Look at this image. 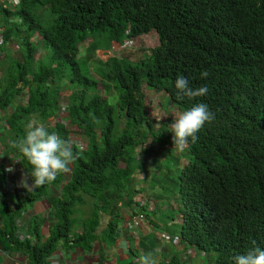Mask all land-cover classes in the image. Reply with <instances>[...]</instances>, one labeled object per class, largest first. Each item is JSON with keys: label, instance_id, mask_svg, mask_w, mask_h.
Here are the masks:
<instances>
[{"label": "trees", "instance_id": "16d2710c", "mask_svg": "<svg viewBox=\"0 0 264 264\" xmlns=\"http://www.w3.org/2000/svg\"><path fill=\"white\" fill-rule=\"evenodd\" d=\"M5 1L0 4L1 251L20 255L27 264H49L60 249L89 254L96 244H116L123 211L140 206L146 212L139 198L152 197L158 208L152 218L145 213L152 231L141 237V252H131L137 259L156 250V264H188L181 253L190 248L204 253L202 264H235L237 255L264 250V0ZM152 31L158 45L147 53L94 58L96 41L111 50L121 39ZM88 38L92 42L80 60L79 46ZM13 44L16 51L9 50ZM205 70L209 75L202 78ZM179 76L193 89L206 86L207 94L178 98ZM64 86L70 94L61 100ZM144 86L179 113L204 103L215 114L195 143L189 139L180 156L168 150L161 164L143 145L148 138L160 147L173 145V133L165 122L153 130ZM61 112L85 139L82 150L74 147L71 171L37 189L11 182L8 160L17 159L23 173L32 171L12 142L25 136L32 121L69 139ZM145 169L153 177L137 188L134 175ZM157 184L170 195L153 193ZM44 199L49 215H35L21 228L18 220ZM162 199L165 208L157 203ZM162 232L178 245L163 246Z\"/></svg>", "mask_w": 264, "mask_h": 264}, {"label": "rangeland", "instance_id": "374dc122", "mask_svg": "<svg viewBox=\"0 0 264 264\" xmlns=\"http://www.w3.org/2000/svg\"><path fill=\"white\" fill-rule=\"evenodd\" d=\"M6 1L5 0H0V4H4ZM11 2H13V5L17 4L18 1H13L11 0ZM1 14H3L1 12ZM1 34L4 38V34H3V29L2 27L0 28ZM34 41H38V36L35 37L33 39ZM92 42V38H88L87 41L84 44H81L79 46V53H78V59H84V57L86 56L85 53V47L87 46V44L89 45ZM97 45V51L96 53H94V58H100L102 61H106L108 60L109 57H114L117 59H120L122 57H124L123 55H129L130 52H135V51H140L141 53H147L148 50L156 47L158 45V39H157V35L155 34V32H150L149 34L138 38H130V40H126V39H121V41L119 42V44H113L114 47L111 50H103L101 49V43H99V41H96V43H94ZM16 44H13L11 48H9L10 51H16ZM16 58H19V55H16ZM41 59V56L38 55L37 56V60ZM86 61V60H85ZM82 63V61H81ZM61 100L65 99V97H67L70 94V90H68V86H64L61 89ZM143 91L145 93V103H146V108L145 111L148 115L149 119H152L154 121V125H153V130H157L161 124V122H165L167 124V129L170 131L171 127L170 124L173 122V120L180 114L179 111L174 108L171 104H167V102H165L164 100H162L161 95L157 92L155 93L154 91H148L145 86L143 87ZM23 101H27V98H20V102ZM63 104V102H62ZM65 113L61 112L58 119L65 124L66 128L70 131V135H69V139L76 142V143H80V144H85V139L82 135V132H80V130L76 129L74 126H70L68 121L66 120ZM53 119L49 120V123H53ZM123 124L122 127L123 128ZM8 141V140H7ZM1 142V141H0ZM9 143V141H8ZM143 148L146 150H149L151 152L155 153V160L161 164L162 162L165 161V157L167 156L166 152H168V150H173L174 149V145L168 144L165 145L163 147H160L156 142L152 141L151 138H148L147 141L145 142V144L143 145ZM7 150V148H6ZM4 152V149L0 146V161L3 160L2 159V153ZM180 154H182L181 152H179V156ZM5 161V160H4ZM18 160L17 159H13V161H7V163H4L5 165V169H9V168H14L13 172H8L9 177H10V181L13 182L15 184H17L18 186H20V182L22 180V176H23V172L20 171L21 173H16V171H19V168L16 166ZM148 164H152V160L148 161ZM181 166H184V163L181 162ZM135 180H136V187H146L148 186V182L153 175L150 173V171L148 169L145 170H140L138 172L135 173L134 175ZM168 178V177H166ZM163 180H165L163 178ZM144 181H146V183H144ZM28 183L31 185L30 179L28 180ZM165 185V183H163ZM163 184L158 185L157 184V188L154 189V192H158L159 194H161L163 197L165 196H169V192L167 190V188L165 187V189L161 186ZM21 187V186H20ZM152 197V196H151ZM153 198V197H152ZM152 198H146V200L143 198H139V200L141 201H145L146 205V212L139 210L140 206L137 208H135L133 211L131 210H125L123 211V216H124V221H122V224L126 227L127 226V230H129L130 232H127L126 238L127 239H133V236L135 235L134 238H136V241H130L128 242V246L134 247V249H138L137 246L139 245V247L141 246V243L138 244V242L141 240V235H145L148 232H151V225L147 220V216L150 218L153 217V213L151 212L152 210H155L156 208H158L156 206V201L154 202L152 200ZM158 205H160L161 208H165V206L168 203H165V199L159 200L157 201ZM44 204V206H43ZM32 213H35V215L37 216H42V215H49L50 212V208L49 205L47 203V201L44 199L43 203H38L35 204L34 208L31 209ZM135 213V214H134ZM145 213L147 214V216L145 215ZM30 214V210L25 214H23L21 220H18V224L20 225L21 222L23 221H27L29 222L30 218H32L33 216H28ZM41 214V215H40ZM132 215V216H131ZM148 218V219H150ZM21 226V225H20ZM123 231L125 232V229L122 227V225L119 223V227H117V231H116V236H118L119 234H123ZM156 235V234H155ZM161 238H162V243L163 246H169V243H171V240L169 239V235H167L165 232L160 233ZM178 239L174 238L173 242L171 243L172 245H178ZM98 245H94L93 249H97ZM141 248V247H140ZM132 248V252H138L140 253L141 250H134ZM158 249V248H157ZM189 252V253H188ZM154 256H155V261H159L160 260V255L158 252H154ZM17 258L20 257V255H16ZM14 257V258H16ZM136 255H133V258H135ZM205 257L204 253H195L193 252L190 248L184 249L181 253V260L182 262L186 261L188 264L191 262L192 264H202V259ZM132 258V259H133ZM133 261L137 262L140 261V259H133ZM117 262V261H116Z\"/></svg>", "mask_w": 264, "mask_h": 264}, {"label": "clouds", "instance_id": "9594fccd", "mask_svg": "<svg viewBox=\"0 0 264 264\" xmlns=\"http://www.w3.org/2000/svg\"><path fill=\"white\" fill-rule=\"evenodd\" d=\"M208 75L206 70L201 73L202 78H207ZM175 88L180 99L184 96L202 97L208 92L206 86L193 89L184 76L177 78ZM214 118L215 114L204 103L196 104L180 113L170 124L173 133V151L183 153L189 146V139L195 143L198 139L197 133L206 122L210 123ZM12 147L18 149L32 166V171L24 173L20 182L21 187L31 190L54 182L59 174L69 173L76 159L74 147L82 150L83 144L64 139L56 132L50 133L45 125L32 121L27 124L25 136L14 140ZM7 171L13 172L14 168H9ZM29 177L33 181L31 185L28 183ZM48 260L49 264H55L53 257H49ZM234 261L235 264H264V250L254 247L245 254L235 256ZM140 264H156L154 253L141 256Z\"/></svg>", "mask_w": 264, "mask_h": 264}, {"label": "crops", "instance_id": "0c3cea01", "mask_svg": "<svg viewBox=\"0 0 264 264\" xmlns=\"http://www.w3.org/2000/svg\"><path fill=\"white\" fill-rule=\"evenodd\" d=\"M16 173H21L20 171H16ZM22 174V173H21ZM43 203V201L38 202ZM36 203V204H38ZM44 206V204H43ZM33 216L35 213H32L30 210V214L28 216ZM41 215V214H40ZM45 216V215H43ZM21 228L25 229V225H28L27 221H23L20 223ZM122 225V224H121ZM125 232L123 234H119V239H117V243L113 245H108L107 243L97 244V249H92V251L88 253H84L81 249L77 248L73 252L66 249H60L58 253L53 255L55 259V264H129V262L135 263L132 255V248L134 247L128 246V242L136 241L135 235L133 239L130 240L126 238L127 226L123 227ZM150 233V232H148ZM144 235L142 234L141 237ZM140 241L138 242V244ZM94 248V247H93ZM139 249V245L137 246ZM138 249H134L135 251ZM153 250L152 253H154ZM145 253H150V251L146 250ZM17 254L14 253H6L0 250V264H27L26 260L23 258H17ZM16 257V258H14ZM133 258V259H132ZM117 261V262H116Z\"/></svg>", "mask_w": 264, "mask_h": 264}, {"label": "built area", "instance_id": "2783aa9c", "mask_svg": "<svg viewBox=\"0 0 264 264\" xmlns=\"http://www.w3.org/2000/svg\"><path fill=\"white\" fill-rule=\"evenodd\" d=\"M2 41H3V36L1 34V31H0V44H2ZM19 235H20V238L23 239L24 236L22 234H19ZM27 238H28V236H27Z\"/></svg>", "mask_w": 264, "mask_h": 264}]
</instances>
